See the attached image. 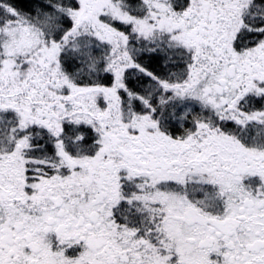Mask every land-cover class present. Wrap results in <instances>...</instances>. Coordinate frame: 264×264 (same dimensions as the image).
I'll list each match as a JSON object with an SVG mask.
<instances>
[{"label": "snow or ice", "instance_id": "obj_1", "mask_svg": "<svg viewBox=\"0 0 264 264\" xmlns=\"http://www.w3.org/2000/svg\"><path fill=\"white\" fill-rule=\"evenodd\" d=\"M0 264H264V0H0Z\"/></svg>", "mask_w": 264, "mask_h": 264}]
</instances>
